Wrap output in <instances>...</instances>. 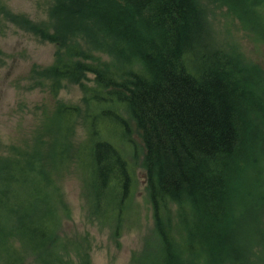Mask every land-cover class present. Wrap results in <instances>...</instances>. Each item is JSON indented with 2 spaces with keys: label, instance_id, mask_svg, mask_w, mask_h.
<instances>
[{
  "label": "trees",
  "instance_id": "trees-1",
  "mask_svg": "<svg viewBox=\"0 0 264 264\" xmlns=\"http://www.w3.org/2000/svg\"><path fill=\"white\" fill-rule=\"evenodd\" d=\"M53 1L52 24L32 26L57 45L43 83L55 94L64 80L79 83L84 106L57 105L32 146L0 154V264H91L87 239L60 233L67 166L90 221L119 234L133 173L105 133L128 137L124 112L142 139L155 219L157 249L147 243L140 264H244L233 207L252 204V172L264 202L261 70L215 47L198 0ZM219 1L264 42V0Z\"/></svg>",
  "mask_w": 264,
  "mask_h": 264
},
{
  "label": "rangeland",
  "instance_id": "rangeland-1",
  "mask_svg": "<svg viewBox=\"0 0 264 264\" xmlns=\"http://www.w3.org/2000/svg\"><path fill=\"white\" fill-rule=\"evenodd\" d=\"M215 47L238 54L242 62L255 66L264 76V42L259 39L227 6L219 0H198ZM53 0H0V154L33 145L34 137L47 113H52L61 103L84 106L83 92L79 83L64 80L58 93H52L46 80L43 83V69L54 60L56 43L41 38L32 29L33 25L46 27L52 24L50 18ZM264 20V11L260 14ZM85 48L90 44L80 40ZM91 54H100L92 47ZM108 58L107 54H103ZM92 78V75H88ZM45 77V76H44ZM91 85L92 80H84ZM128 137L122 131L105 133L125 154L133 173V185L129 190L124 208L123 223L119 234L113 225H100L90 221L88 208L80 196L81 181L73 167H66L60 180L70 216L61 222L60 233L82 241L87 239L91 264H140L145 245L157 249L155 219L147 192V175L143 166V145L138 129L129 119ZM42 125V124H41ZM85 125L79 119L76 126L77 139H83ZM262 173L264 176V163ZM258 178L248 176L246 182L253 192L252 204L248 207H233V215H238L236 228L238 242L244 241V264H264V202L257 198L259 187L254 186ZM243 179V178H240ZM236 187L237 195L242 188ZM236 198V197H235ZM237 201L234 200V202ZM242 212V213H240ZM234 229L229 233L232 243ZM232 237V240H231ZM234 239L236 240L235 236ZM234 242V241H233ZM227 250V248H225ZM156 257V256H155ZM158 258V257H156Z\"/></svg>",
  "mask_w": 264,
  "mask_h": 264
}]
</instances>
